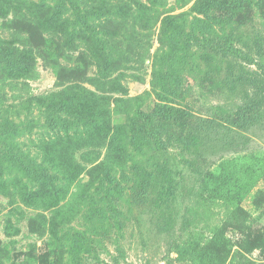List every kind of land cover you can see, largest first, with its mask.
Segmentation results:
<instances>
[{
    "label": "rangeland",
    "instance_id": "rangeland-1",
    "mask_svg": "<svg viewBox=\"0 0 264 264\" xmlns=\"http://www.w3.org/2000/svg\"><path fill=\"white\" fill-rule=\"evenodd\" d=\"M196 1L80 0L83 23L61 0H0V51L27 52L31 69L18 74L0 67V264H211L202 261L210 253L222 264H264V90H232L224 84L231 58L209 53L184 34H172L170 63L161 66L170 43L164 27L177 20L188 32L206 19L194 10ZM220 2L206 22L209 36L226 33L245 52L254 54L257 45L264 50V0ZM91 27L106 51L89 37ZM170 64L190 87L162 82L160 66L167 73ZM75 84L104 98L114 114L109 133L71 144L45 125V96ZM124 98H138L145 112L169 104L186 111L188 120L184 128L171 121V138L163 131L158 145L149 137L132 141L143 146L127 158L120 179L119 228L89 183L88 169L106 160L115 142H130L124 117L115 112L126 108ZM198 118H210L212 131L198 150L199 164L235 156L259 162L257 176L225 202L197 198L194 172L183 157L196 155L195 147H181ZM52 156L84 169L62 185L64 167L52 166ZM163 175L174 198L157 206ZM180 234L190 242L181 254L170 250Z\"/></svg>",
    "mask_w": 264,
    "mask_h": 264
},
{
    "label": "trees",
    "instance_id": "trees-1",
    "mask_svg": "<svg viewBox=\"0 0 264 264\" xmlns=\"http://www.w3.org/2000/svg\"><path fill=\"white\" fill-rule=\"evenodd\" d=\"M61 1L69 5L79 21L83 23L86 21V15L81 12L80 0ZM220 1L197 0L193 8L198 13H202L206 19L202 21V19L199 18L198 20L200 22L194 24L193 28L188 32H186L183 24H177V20L174 21L172 24L173 27H164L170 32L168 39L170 40L174 33L175 36L184 34L193 41H198L200 47L209 53L223 58H231L234 63L231 64L226 73L224 84L229 85L232 90H237L239 87H243L247 90H264L263 47L257 45L255 48L256 52L251 54L235 45L233 39L228 34L223 33L219 39H215L209 36L210 31L205 28L207 20L212 17L210 14L213 13V10L217 7H222V2ZM261 1L262 0H257V5H259ZM261 16L264 19V14H261ZM175 18L176 16L168 17V19ZM201 21L205 23H201ZM196 32H200V37L196 35ZM88 33L91 39H95V43L94 40L93 43L101 46V50L106 51V49H108V46L101 40L102 38L96 35L94 28L91 27ZM170 44L171 40L166 49L162 50L164 51L163 56L166 59V61L161 62L162 67L163 65L168 66V62L170 63L168 51L171 48ZM11 52L10 50L0 51V67L5 68L4 70L8 73L23 74L25 72H30V61L27 59L28 53H20V55L16 56L15 54H11ZM107 52L108 54L114 55L112 50H107ZM171 56L174 57V53H171ZM161 66L160 74H162V82L166 83V85L168 80H170L175 87H190L187 82H184V78H181L179 74H177L174 65H169L170 71L168 70L167 73H163ZM251 66L253 67L251 68ZM120 89H122V86H120ZM64 94L65 97H63ZM45 98H48L49 102L46 104L47 116L44 123L48 125L56 135L59 133L63 134L58 136V138H63L68 143L73 144L88 139H94L98 134L109 133L111 129L109 120L113 112L110 111L109 104L105 102L104 98H98L95 93L88 90L86 87L75 84L67 87L65 91L60 94H51L45 96ZM138 98L136 100L134 98L120 99V102L127 104V106L123 108L124 110L122 109V112H118V110L115 111L117 114L120 113V115L122 114L124 117L125 135L130 142L128 141L129 143L125 144H118L115 142V149L112 153L108 154L106 160L104 159L88 169L90 178L89 183L92 185L96 184L95 190L99 196V200L101 202H106L119 228L121 227V222L119 220L121 213L118 211L116 204L117 200L115 199L120 197L124 190L120 185V179L126 176L127 158L132 155L133 151H141L143 146L141 144L136 145L132 141L137 138L138 140H143L145 137H149V139L153 140L154 143L158 145V143L162 141L163 131L167 140L171 138L168 128V125L172 123L171 121H175L178 126L184 128L188 120L186 111L177 110L169 104H165L164 106L157 104L151 111L145 112L138 107ZM43 99L44 98H39L40 101ZM133 101L134 103H132ZM236 107L235 113L241 109V102H238ZM30 120L32 122L33 120L36 121V119L33 118ZM210 122V118H198V125L194 126L189 132V136L186 138L187 141L182 142L184 143L181 147L182 152L190 150L191 147H195L194 154L196 155L193 154L194 160L185 157V155H183L184 153H182V155L186 160L185 162L188 163L194 172L193 184L196 187L197 198L225 202L228 198L238 196L246 183H248V185L250 184V178L253 179L257 176L259 162L257 159H250L248 162H242L235 156L231 160H226L227 158L222 157L211 162V165H206V163L199 164V161L196 159L200 156H197L199 153L198 150L200 145L204 143L205 138L210 137V133L212 132L210 129ZM111 145L112 142L110 143V146ZM128 145H132L133 147L131 148ZM161 145H163V143H161ZM8 151L9 150H6L5 153L7 154ZM8 155L9 153L6 156ZM65 159L60 161L56 156H52L51 164L55 167L59 163L64 167V180L62 185L67 186L78 177V173L83 170L84 167L69 161L65 162ZM195 159L198 163H195ZM138 174L139 175L135 176L132 184H138L141 175L140 173ZM55 179L56 178L50 179L51 188L53 187L54 189L52 198L56 197V192L58 190V188L54 186L56 183L54 182ZM128 182H130V179ZM53 183L54 185H52ZM172 198H174V188L171 185V181L163 175L156 193V205L159 206L162 202L167 203ZM229 212L231 211H228V213ZM187 225L188 220L184 218L181 234ZM181 234L178 237V242L174 241L170 243V250H174L179 254L188 251L190 248L189 240L183 238ZM190 258L189 256L188 259L192 261ZM202 261L203 263L211 261V264L223 263L222 258L214 256L213 253L205 255Z\"/></svg>",
    "mask_w": 264,
    "mask_h": 264
}]
</instances>
